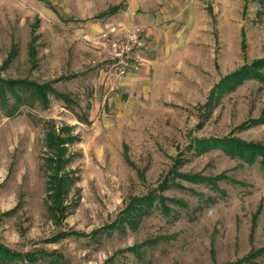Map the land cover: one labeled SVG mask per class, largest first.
<instances>
[{
  "label": "rangeland",
  "instance_id": "374dc122",
  "mask_svg": "<svg viewBox=\"0 0 264 264\" xmlns=\"http://www.w3.org/2000/svg\"><path fill=\"white\" fill-rule=\"evenodd\" d=\"M116 6L119 13L99 19ZM123 27L143 32L160 58L164 41L171 46L142 84L106 89L114 84L99 38ZM261 59L264 0H0V78L57 81L55 90L72 100L50 96L46 110L23 107L14 118L0 108V243L20 253H55L64 264H231L263 249L260 164L199 149L203 140L224 138L264 146V125L238 129L263 115L264 81L211 96L228 75ZM84 116L89 125L79 122ZM47 124L73 127L78 137L69 148L79 177L69 201H79L61 227L46 204ZM176 172L224 179L216 190ZM151 192L169 200L166 209L156 200L137 227H110ZM61 231L86 237L47 243ZM251 264H264V254Z\"/></svg>",
  "mask_w": 264,
  "mask_h": 264
},
{
  "label": "trees",
  "instance_id": "16d2710c",
  "mask_svg": "<svg viewBox=\"0 0 264 264\" xmlns=\"http://www.w3.org/2000/svg\"><path fill=\"white\" fill-rule=\"evenodd\" d=\"M120 11L121 8L119 6L113 7L109 11L101 14L99 16V19L116 15ZM35 31L36 27H33L32 42L29 48V58L33 68H36L37 66ZM16 55L17 52L15 50V47H13L5 65L8 66L11 61L16 58ZM262 70L264 71V59L255 61L250 65H245L234 73L228 75L218 85H216L215 89L212 91L211 96L214 97L216 93L220 94L223 91L235 90L245 81H264V73L262 72ZM55 83H57V81L52 83L38 84L26 79L4 80L0 78V108L4 111V114L7 118H14L18 115L20 109L23 107H34L36 105H39L43 108V110H46L49 104L50 96H53L58 100H63L67 104L71 105L72 100L67 95L61 94L55 90V88L53 87ZM219 98L220 95H217V97L212 99L219 100ZM10 99L13 100L12 104H10ZM79 122L85 125L90 124L87 116L79 118ZM263 125L264 113L260 118L256 120H250L243 123L238 129L249 130L254 127ZM45 127V142L48 153V155L45 157L47 174L46 204L50 219L52 220L53 224L61 227L62 224L71 215L72 211L77 207L79 201H76L75 199L69 201L70 196L73 191L76 190L79 181L76 170L72 168L73 156L69 148L78 141V137L74 135L73 127L66 126L59 130H57L53 124H47L45 125ZM201 143V146L199 147L201 151L204 150L208 152V150L211 149H219L230 158L239 159L247 165H253L258 162L262 170L264 171V146L261 144L246 143L237 138L203 140ZM176 165L175 167L178 170L181 166ZM175 175L176 177L178 176L180 179L186 180L191 183H207L216 190L218 189L217 183L224 179V176H219L214 179H207L198 175L185 176L182 174H178V172H176ZM159 187V189L163 191L166 185L161 184ZM156 200L159 201L163 209H166L167 206H165V204L166 201L169 200H167V198L161 197L160 195L157 196L155 193L151 192L148 196L135 198L130 203L129 207L125 210V216H122L119 221L117 220L113 224V226L110 227L122 228V230L124 224H128L130 227L134 228L137 227L140 219L144 215L149 213ZM16 210L9 212L7 215H11L12 213L14 214ZM257 215L258 214H255L254 221L257 219ZM101 230H97L96 232H94L91 237L93 239L97 238L104 231ZM78 235L86 237L83 236V234L61 231L56 236L48 240L47 243L58 244L63 239ZM262 254H264V248L252 252L249 254V256L236 263L231 264H251L254 259L260 257ZM53 257L57 260L53 261L51 264H64L62 256L55 253L51 255L46 254L42 251L36 253H20L13 251L0 243V264H37L40 260Z\"/></svg>",
  "mask_w": 264,
  "mask_h": 264
},
{
  "label": "built area",
  "instance_id": "2783aa9c",
  "mask_svg": "<svg viewBox=\"0 0 264 264\" xmlns=\"http://www.w3.org/2000/svg\"><path fill=\"white\" fill-rule=\"evenodd\" d=\"M105 49V74L118 90L119 83L139 73L144 64L146 39L143 32L132 28H112L99 38ZM101 42V43H102Z\"/></svg>",
  "mask_w": 264,
  "mask_h": 264
},
{
  "label": "crops",
  "instance_id": "0c3cea01",
  "mask_svg": "<svg viewBox=\"0 0 264 264\" xmlns=\"http://www.w3.org/2000/svg\"><path fill=\"white\" fill-rule=\"evenodd\" d=\"M166 36H169V35H166ZM145 39H146L147 46H146V51H145V54H144V61L145 62L143 64L142 70L139 73H136V74L131 75L129 78L125 79L123 82H120L119 83L120 89L121 88L123 89V86L125 88L126 87H132V85L133 86L134 85L136 86V85L142 84L144 81L148 80L149 79L148 77H149L151 68L157 69V65L160 62V59H163L164 60V58L166 59V57L168 55L166 53L168 52L169 44L171 46V43H170V40L169 39L164 41V45L162 47L163 52H164V54H163L164 57L163 58H160L159 57L160 56V53H158V49L157 48H156V50L155 49L154 50L153 49L152 50H148L149 48H148V42H147V37L146 36H145ZM106 85H108L106 89H109V88L112 87L111 85H109V83L106 84Z\"/></svg>",
  "mask_w": 264,
  "mask_h": 264
}]
</instances>
